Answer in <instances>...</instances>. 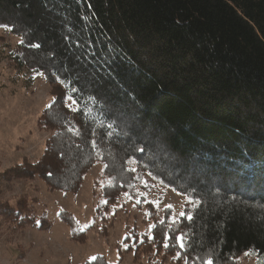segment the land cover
<instances>
[{
	"label": "trees",
	"instance_id": "obj_1",
	"mask_svg": "<svg viewBox=\"0 0 264 264\" xmlns=\"http://www.w3.org/2000/svg\"><path fill=\"white\" fill-rule=\"evenodd\" d=\"M3 25L20 39L16 65L51 86L37 121L51 133L38 160L0 172V190L38 177L76 193L99 163L97 210L123 193L142 203L146 178L185 197L191 219L167 209L157 220L145 204L148 233L123 238L133 261L235 264L252 252L264 264V0H0ZM29 211L0 200V225L49 228Z\"/></svg>",
	"mask_w": 264,
	"mask_h": 264
},
{
	"label": "rangeland",
	"instance_id": "obj_2",
	"mask_svg": "<svg viewBox=\"0 0 264 264\" xmlns=\"http://www.w3.org/2000/svg\"><path fill=\"white\" fill-rule=\"evenodd\" d=\"M18 36L0 26V172L24 158L35 162L41 156L51 130L39 126L38 118L51 98V86L41 72L19 68L13 51ZM105 182L102 167L95 163L85 174L76 193L49 191L38 177L14 179L0 190V200L17 207L25 202L29 214L50 222L39 229L16 223L0 225V264H85L93 257H103L107 264H149L147 256L133 261L123 238L128 228L148 233L152 218L146 203L153 207V218L162 220L167 209L170 220L183 212L185 197L146 178L147 189L141 191L142 203L121 194L115 204L97 210L100 187ZM171 206V207H168ZM66 210L84 232V242L72 240L67 222L58 216ZM163 264H174L167 258ZM235 264H260L258 255L245 252Z\"/></svg>",
	"mask_w": 264,
	"mask_h": 264
},
{
	"label": "snow or ice",
	"instance_id": "obj_3",
	"mask_svg": "<svg viewBox=\"0 0 264 264\" xmlns=\"http://www.w3.org/2000/svg\"><path fill=\"white\" fill-rule=\"evenodd\" d=\"M3 27H8V26H7V25H3ZM21 42H23V41H21ZM35 46H36V47H39V45H35ZM67 99H71V97H68ZM74 103H75V101H74ZM107 127H108L109 129H111L112 127H114V125H113V124H109ZM111 134H112V133L109 131V132H108V135H111ZM93 143H95V142H93ZM138 151H143V149H138ZM129 162H135V158H134V157L131 158V160H130ZM128 171H130V172H135L136 169H135V168H130V169H128ZM137 178H139V177H137ZM144 183H145V185L147 186V182L144 181ZM189 200H190V202L193 203V204H198V203H199V201H198L194 196L189 197ZM168 207H171V206H168ZM180 216H187L188 219H191V216L188 215V214L185 213V212H181V213H180ZM182 238H183V234H182V233H181L179 236L176 237L177 241H182ZM166 246H167V245H166ZM181 247H184L183 243H181ZM93 259H95V258L93 257ZM205 264H212V261H211V260H208V261L205 262Z\"/></svg>",
	"mask_w": 264,
	"mask_h": 264
}]
</instances>
